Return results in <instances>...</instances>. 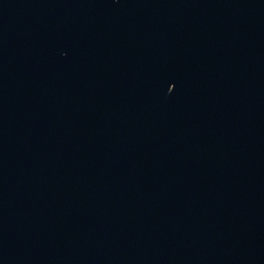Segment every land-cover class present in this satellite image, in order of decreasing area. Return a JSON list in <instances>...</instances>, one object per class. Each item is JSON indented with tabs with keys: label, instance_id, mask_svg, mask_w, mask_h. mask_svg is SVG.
Wrapping results in <instances>:
<instances>
[{
	"label": "water",
	"instance_id": "obj_1",
	"mask_svg": "<svg viewBox=\"0 0 264 264\" xmlns=\"http://www.w3.org/2000/svg\"><path fill=\"white\" fill-rule=\"evenodd\" d=\"M0 264H264V0H0Z\"/></svg>",
	"mask_w": 264,
	"mask_h": 264
}]
</instances>
